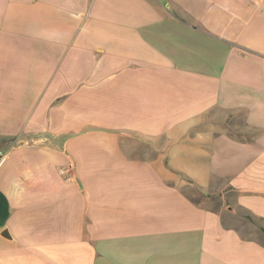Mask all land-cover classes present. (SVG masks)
Returning a JSON list of instances; mask_svg holds the SVG:
<instances>
[{
	"label": "crops",
	"instance_id": "crops-1",
	"mask_svg": "<svg viewBox=\"0 0 264 264\" xmlns=\"http://www.w3.org/2000/svg\"><path fill=\"white\" fill-rule=\"evenodd\" d=\"M0 152V264H264V0H0Z\"/></svg>",
	"mask_w": 264,
	"mask_h": 264
},
{
	"label": "rangeland",
	"instance_id": "rangeland-1",
	"mask_svg": "<svg viewBox=\"0 0 264 264\" xmlns=\"http://www.w3.org/2000/svg\"><path fill=\"white\" fill-rule=\"evenodd\" d=\"M4 145L5 146H2V147L4 149L3 153H5V154L10 152L11 149L14 147H18V148L19 147H21V148L26 147V145H24L23 142L17 143L16 141H12V142L4 144ZM183 191L188 196L192 197L196 203H199V202H202L203 200H205V198L202 195L195 193L196 191L194 189H192L191 187L187 186L184 188ZM204 203H208V201H204ZM207 205H210L211 208H217L218 207V203L210 202ZM207 205H204V206H207ZM231 223H232L231 225H233L234 227H237V229H239V231L241 232V235L243 237H247V238H249V237L250 238L262 237L261 239L264 242V234L260 231V225L255 220H251L246 215L239 214V216L236 215L234 217V219Z\"/></svg>",
	"mask_w": 264,
	"mask_h": 264
},
{
	"label": "built area",
	"instance_id": "built-area-1",
	"mask_svg": "<svg viewBox=\"0 0 264 264\" xmlns=\"http://www.w3.org/2000/svg\"><path fill=\"white\" fill-rule=\"evenodd\" d=\"M2 158H3V154L2 152H0V162L2 161Z\"/></svg>",
	"mask_w": 264,
	"mask_h": 264
},
{
	"label": "trees",
	"instance_id": "trees-1",
	"mask_svg": "<svg viewBox=\"0 0 264 264\" xmlns=\"http://www.w3.org/2000/svg\"><path fill=\"white\" fill-rule=\"evenodd\" d=\"M260 231L264 234V228L260 226Z\"/></svg>",
	"mask_w": 264,
	"mask_h": 264
}]
</instances>
